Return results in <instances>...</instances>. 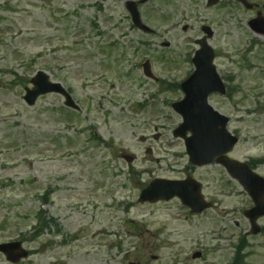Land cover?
Masks as SVG:
<instances>
[{"label":"rangeland","instance_id":"374dc122","mask_svg":"<svg viewBox=\"0 0 264 264\" xmlns=\"http://www.w3.org/2000/svg\"><path fill=\"white\" fill-rule=\"evenodd\" d=\"M112 1L0 0V18L13 30L0 36V242L26 238L33 255L24 264H230L249 231L243 211L250 201L240 188L220 184V168L196 171L203 195L216 203L203 216H190L177 201L137 203L150 181L179 179L187 167L184 144L172 135L181 117L171 104L183 95L159 92L162 85L144 79L138 64L149 59L157 77L178 83L193 71L187 58L209 25L216 67L232 90L210 103L240 138L230 157L264 159V42L249 30L254 15L235 0L213 7L206 0H155L141 14L156 35L105 28L121 43L119 53H128L126 63L114 53L108 64L96 48L107 35L93 25L98 20L110 29V11L121 20L126 12ZM163 40L171 43L167 51L159 48ZM39 70L72 93L79 117L56 95L25 104L24 90ZM129 72L132 79L121 78ZM94 132L104 142H94ZM124 155L134 163L127 165ZM258 171L264 175V165ZM40 212L58 226L28 240ZM196 251L206 260H193ZM241 255L240 264H264V233L246 237ZM0 264L9 263L0 257Z\"/></svg>","mask_w":264,"mask_h":264},{"label":"water","instance_id":"95a60500","mask_svg":"<svg viewBox=\"0 0 264 264\" xmlns=\"http://www.w3.org/2000/svg\"><path fill=\"white\" fill-rule=\"evenodd\" d=\"M204 57V68L199 69V72L201 73V78H203V72L206 71L209 74V82L213 81L214 86H219V82L216 79L215 72L210 64V60L208 59V56ZM38 81H41L40 85L38 84ZM37 89L33 92H30L27 100L29 104H32L34 100L32 101L30 98L33 96V99L37 97V95L41 93H45L48 91H59L63 92L60 86H50L46 82V78L40 74L37 79ZM205 86H202L204 88ZM216 87V88H217ZM202 90V89H201ZM201 90H198L197 93H194L193 99H192V93L189 94V101L187 103V108L184 106L181 111L185 118V123L180 127L179 130L175 132H185L187 130H191L195 133V135L192 139L187 140V147L188 152L192 156V159H197L196 155L198 154V157L202 158V161L196 162L199 165L209 163L213 160V157L215 156V152L217 151V148H221L223 152H227L231 149V146L234 144L235 141H232L229 136L226 134L225 129L218 130L214 128V125L209 119L207 118L208 110H210L206 104L205 96L201 93ZM68 105L74 106V104L71 101L67 102ZM212 119L214 121V115L212 116ZM209 122V126H207V123ZM215 148V150H214ZM202 153V154H201ZM128 161H131V158H127ZM199 187V186H197ZM185 193L189 197H193V201L198 200L200 205H204L202 197L200 196V190L197 189V192L193 195H189L184 189H181V187L178 186L177 183L174 182H165V181H155L151 184V186L145 190L140 198L141 202L150 201L155 202L161 199L169 200L173 198L174 196H179L183 199L185 203H188L186 201V197L182 195V193ZM196 203V202H194ZM259 206H264L263 202L258 201Z\"/></svg>","mask_w":264,"mask_h":264},{"label":"flooded vegetation","instance_id":"af4514ba","mask_svg":"<svg viewBox=\"0 0 264 264\" xmlns=\"http://www.w3.org/2000/svg\"><path fill=\"white\" fill-rule=\"evenodd\" d=\"M256 14H258L260 12V7L258 6L257 9H256Z\"/></svg>","mask_w":264,"mask_h":264}]
</instances>
